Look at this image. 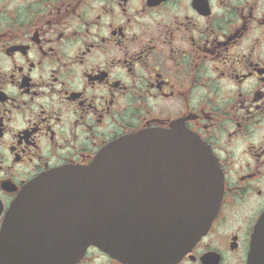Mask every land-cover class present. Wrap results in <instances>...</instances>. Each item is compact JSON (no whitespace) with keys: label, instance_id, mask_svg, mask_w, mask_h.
<instances>
[{"label":"flooded vegetation","instance_id":"af4514ba","mask_svg":"<svg viewBox=\"0 0 264 264\" xmlns=\"http://www.w3.org/2000/svg\"><path fill=\"white\" fill-rule=\"evenodd\" d=\"M146 129L188 134L223 177L208 231L160 264H247L264 211V0H0V235L9 217L63 256L78 241L64 191L24 186ZM72 264L135 263L90 245Z\"/></svg>","mask_w":264,"mask_h":264},{"label":"water","instance_id":"95a60500","mask_svg":"<svg viewBox=\"0 0 264 264\" xmlns=\"http://www.w3.org/2000/svg\"><path fill=\"white\" fill-rule=\"evenodd\" d=\"M170 137L186 139L185 147L176 142L182 158L157 162L158 146ZM26 187L64 191L65 236L78 241L60 242L63 256L46 258L6 217L0 253L7 264H70L89 245L135 264H160L179 258L207 231L220 206L222 175L209 150L188 135L144 130L110 144L89 166H63ZM248 260L264 264V212Z\"/></svg>","mask_w":264,"mask_h":264}]
</instances>
